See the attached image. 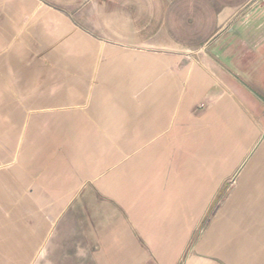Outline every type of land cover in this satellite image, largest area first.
<instances>
[{"label": "crops", "instance_id": "0c3cea01", "mask_svg": "<svg viewBox=\"0 0 264 264\" xmlns=\"http://www.w3.org/2000/svg\"><path fill=\"white\" fill-rule=\"evenodd\" d=\"M0 264H264V0H0Z\"/></svg>", "mask_w": 264, "mask_h": 264}]
</instances>
